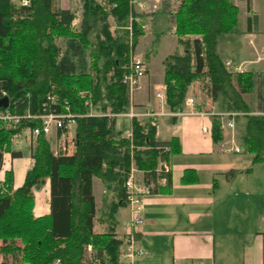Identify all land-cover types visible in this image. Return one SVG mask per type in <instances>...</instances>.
I'll use <instances>...</instances> for the list:
<instances>
[{
	"label": "trees",
	"instance_id": "16d2710c",
	"mask_svg": "<svg viewBox=\"0 0 264 264\" xmlns=\"http://www.w3.org/2000/svg\"><path fill=\"white\" fill-rule=\"evenodd\" d=\"M132 0H78L80 20L53 7V0H28L27 7L0 0V98L8 100L10 115L40 114L46 94L78 115L71 155L53 153L42 135L31 150L32 166L20 187L12 189V173L4 172L0 184V264H83L84 248L94 256L116 263L120 241L114 236V215L125 206L123 182L130 168L142 174L147 193L170 192L168 173H157L160 162L179 154L176 138L155 140L152 120H130V140L114 128V118L129 107L127 91L120 83L122 66L140 37L142 15L130 7ZM144 1V0H138ZM159 13H168L161 0ZM172 18L175 50L161 62L164 101L170 112L181 111L188 87L201 83L206 98L240 132L243 150L252 163L264 164V76L229 72L215 52L217 38L231 34L237 9L230 0H179ZM111 18L115 29H106ZM248 26L252 19H248ZM63 40L64 49L56 45ZM178 49V52H176ZM79 92H85L84 98ZM245 96H249L250 104ZM88 103L89 105L87 106ZM254 106V107H252ZM47 111L51 106L46 105ZM210 140L222 139L217 116L210 118ZM37 123L0 121V168L2 153L11 158V139ZM112 194L103 203L99 221L106 232L93 231L95 205L92 179ZM164 179V187L156 181ZM48 182V214L34 217L33 191ZM182 183H186L184 176ZM151 186V188H149Z\"/></svg>",
	"mask_w": 264,
	"mask_h": 264
},
{
	"label": "crops",
	"instance_id": "0c3cea01",
	"mask_svg": "<svg viewBox=\"0 0 264 264\" xmlns=\"http://www.w3.org/2000/svg\"><path fill=\"white\" fill-rule=\"evenodd\" d=\"M144 2L142 9H138L140 13L134 10L135 13L141 15L144 9L147 14L159 13L161 0ZM230 2L237 9V24L231 34L217 38L215 52L229 72H250L264 76V62H254L256 54L264 53V0ZM59 9L68 10L62 7ZM71 13V25L76 28L81 11L79 9L78 14ZM248 19H252V26H248ZM108 22L114 25L111 19ZM141 27L143 36L133 49L135 57L139 59L142 56V52L138 53L136 49L139 42L148 36L147 30L152 36L148 45L154 44L156 47L143 55L145 75L140 80L127 112L135 114V118L142 123L152 120L156 141L168 142L176 138L180 152L169 156L167 161L160 162L156 168L157 173L169 174V194L147 193L142 185V174L134 173L138 188L143 192L140 196L143 225L135 234V245L144 255L133 264H184L186 261L203 264H264V164H253L252 155H242L246 152L240 143V132L235 123L233 130L225 129L222 132L221 141L216 144L211 142L210 118L220 112L205 96L204 100L199 83H192L188 87L181 111H169L162 95L161 62L171 53L161 59L157 55L158 46L165 37L173 40L175 49L173 23L167 28L159 22L155 25L150 22L147 26L141 24ZM250 31L254 33L252 46L248 44ZM262 96L264 98V91ZM124 114L113 117L114 128L121 132L122 137L129 133L131 120ZM116 119H127V127L117 129ZM73 134L74 127L65 133V140L68 142ZM55 137L51 135V151L54 152L58 143ZM26 140L15 141L14 145L21 148ZM26 143L28 146V141ZM11 148L20 155L11 158L8 153L5 154L7 161L4 160L3 167L6 168H0V184L4 172L11 171L12 189H16L22 184L24 174L31 168L33 161L29 148L25 147V162L13 168L14 161L21 158L22 149L15 150L12 145ZM162 166L166 167V172ZM13 169L15 173H20L17 180ZM183 176L186 183L181 182ZM164 182L161 178L156 181V185L164 187ZM47 186L46 181L41 192L36 197L33 194L34 217L49 212ZM44 188L43 194L46 197L42 194ZM92 195L95 205L93 231L103 234L106 232V224L99 221V213L103 203L109 201L112 194L104 184L93 178ZM128 220L129 211L126 206L118 208L114 215V236L119 241ZM94 222L98 231L94 230Z\"/></svg>",
	"mask_w": 264,
	"mask_h": 264
},
{
	"label": "built area",
	"instance_id": "2783aa9c",
	"mask_svg": "<svg viewBox=\"0 0 264 264\" xmlns=\"http://www.w3.org/2000/svg\"><path fill=\"white\" fill-rule=\"evenodd\" d=\"M12 3L17 6L27 7L29 5L28 0H10ZM144 1L132 0L130 1V7L132 10L133 5L137 9H142ZM179 0H168V12L174 13ZM250 39L248 40L249 45H253L254 33L250 31L248 33ZM254 62H264V53L261 52L256 54ZM123 74L120 78V83L123 84L127 91V99L129 106L133 100L135 91L139 88L140 80L145 75V66L142 61L138 60L133 54L132 51L129 52L127 62L122 66ZM79 97L84 98L86 93L79 92ZM164 96V94H162ZM158 96V95H157ZM4 97V93H1V98ZM44 102L41 104V113L40 114H30L25 113L23 115H10L6 111L0 112V121L6 125H15L22 120L28 122H36L37 125L34 127H26V139L31 138L35 140L38 135H42L46 141L51 140V135L53 134L57 143L56 150L54 153H59L61 155H71L74 151V142L73 138H70L68 142L65 140V133L71 128L75 127V118L78 115L70 113L68 107L64 104L58 103L56 97L51 94H46ZM51 106V111H47L46 105ZM87 106L88 103L85 102ZM5 110V109H4ZM125 116L130 119L135 117V114H132L128 111ZM176 115H178L176 113ZM233 114L227 113H217L215 116L219 119V129L221 133L225 129L233 130V121L229 119ZM108 118H113L118 115L106 114ZM203 132H206L205 129H202ZM23 134V133H22ZM20 137V133L15 135L11 139V143L14 144L15 141ZM74 137V134H73ZM130 131L124 135V139L130 140ZM234 152H238L237 149H232ZM7 153H2V164L4 165V157ZM1 165V168H3ZM162 170L166 172V167L162 166ZM136 171L130 168L128 175L126 176L123 187H124V197H125V206L129 211V220L125 225V232L120 241V248L117 257L116 263H108L104 260H100L94 256V253L91 251L89 245L84 248L83 255V264H133L134 261L139 259L144 255V252L137 248L135 245V234L139 232L141 226L143 225L142 218V207L140 196L143 192L138 188L136 179L134 178V173ZM51 264H58V260H54ZM184 264H203L195 261H186Z\"/></svg>",
	"mask_w": 264,
	"mask_h": 264
},
{
	"label": "rangeland",
	"instance_id": "374dc122",
	"mask_svg": "<svg viewBox=\"0 0 264 264\" xmlns=\"http://www.w3.org/2000/svg\"><path fill=\"white\" fill-rule=\"evenodd\" d=\"M53 7L54 8H58V9L62 7V8L68 9L70 12H73L75 14H78V11L80 9V5H79V3H78L77 0H53ZM133 9L135 11H137L138 13H140L139 10L137 9V7L135 5H133ZM143 11L144 12H141V15H142L141 24H145L147 26L148 24H150V22H152L154 25L157 22H159V23H162L163 24V27L167 28L172 23V18L170 16V14H171L170 12H168L169 14H166V13H164V14H161V13H158V14H156V13L150 14V13H148L147 14V11L145 9ZM108 19H111V18H108ZM111 21H112V19H111ZM108 23L109 22L107 20V27H106V29L109 30V27H110L111 30L113 31L114 30L113 26H115V25H113L112 23H109V25H108ZM142 31H143V29H142ZM147 32H148V36L146 37V39H142L139 42L138 47L136 49V51L138 53L142 52L141 53L142 56L138 59L140 61H143V55H146V53L148 54L151 51V49H153L154 47H156L154 44L153 45H148V42L150 40H152V36L149 35V30H147ZM172 43H173V40H169L167 37H165V38H163V40H161V43L158 46V55H157V58L158 59L163 58L166 54L172 53V51L175 50L174 49V45ZM56 45L60 48L61 51L64 49V42H63V40H61V39L60 40H57L56 41ZM176 52H178V49H177ZM132 54L134 55L133 50H132ZM157 62H158V66H159L160 65V61L158 60ZM153 66L155 67V64H153ZM156 66H157V64H156ZM199 88H201V83H199ZM201 91L203 92V90H201ZM202 94H203V98L205 100V97H206L205 96V93L203 92ZM245 99L250 104H253V102L251 103L252 100L250 99L249 96H245ZM252 107H254V106H252ZM116 126H117V129H121L123 126L124 127H127V119H116ZM19 133H20V137L16 141L19 142V141H21L23 139L26 140V131H25V128H23ZM22 133H24V134H22ZM27 139L28 140H26V142L28 141V146H27V143L26 142H24L22 144L23 147H21V148H17L16 144L15 145L14 144H11L14 147L15 150L22 149V151H21V158L14 161V163L12 165L13 168H15V165L25 162V160L27 158V149L25 147H28L29 148V150H30L29 153H30L31 150H32V148L35 145V142H34L35 140L33 141V139H31V138H27ZM47 142H48V145H49V149L51 151V140H48ZM52 152H54V151L52 150ZM242 155H246L248 157H251L248 153H244ZM4 160L7 161V156L4 157ZM5 168L3 167L2 169H5ZM13 173H14L15 179L17 180V178L20 177V173L19 172H16L15 173V169H13ZM21 174H22V171H21ZM38 192H41V189L34 190L33 191V194L35 195V197L37 196V193ZM43 193H45V188L42 190V194ZM43 195H44V197H46L45 194H43ZM94 225H95V222H94ZM94 230L95 231H98V228L96 227V225L94 227ZM0 261H3V260L1 259Z\"/></svg>",
	"mask_w": 264,
	"mask_h": 264
},
{
	"label": "water",
	"instance_id": "95a60500",
	"mask_svg": "<svg viewBox=\"0 0 264 264\" xmlns=\"http://www.w3.org/2000/svg\"><path fill=\"white\" fill-rule=\"evenodd\" d=\"M8 106V100L5 97L0 98V108L6 109Z\"/></svg>",
	"mask_w": 264,
	"mask_h": 264
}]
</instances>
